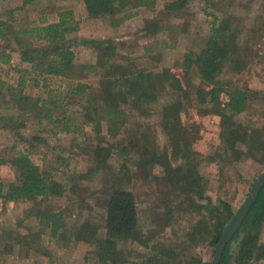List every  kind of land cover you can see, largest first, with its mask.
Masks as SVG:
<instances>
[{
    "label": "trees",
    "instance_id": "obj_1",
    "mask_svg": "<svg viewBox=\"0 0 264 264\" xmlns=\"http://www.w3.org/2000/svg\"><path fill=\"white\" fill-rule=\"evenodd\" d=\"M32 0H24L27 4ZM232 3V0H227ZM88 16L95 18L103 14L114 15L129 5L127 0H83ZM186 0H173L164 6L163 16H170L173 11H179ZM138 5L152 6V0H138ZM233 4V3H232ZM115 24L128 17L116 18ZM55 23L36 25L27 29L30 45L33 40L45 41L47 45L40 49L39 58L24 51L22 58L31 63V73L36 75H53L70 78V84L64 95L59 93L57 98L40 103L39 98H32L22 91L23 81L17 86L5 85L0 81V109H14L13 114L0 113V127L17 130L26 121L35 119V124L42 128L43 121L49 126V131L80 132L81 128L72 124V118L67 116L63 105L64 96H71L74 102L71 106L79 105L82 109L81 118L91 124L93 132L99 134L101 124L104 123L106 133L113 141L99 138L91 145L93 152V167L89 171L109 173L117 185L110 191L102 226V236L95 241L97 229L89 234L91 244H97L95 257L101 264H210L202 260L201 256L193 253L197 246H211L214 248L219 236L232 217L234 210L227 199L218 198L214 202L206 188L208 179L200 172L199 165L203 155L193 148L195 136L192 129L182 124L181 113L188 108L191 101V90L195 88L196 102L200 104L202 115L217 114L220 117L221 148L216 154L208 158L211 162L223 168L233 165L241 157L251 158L264 164V120L259 125L244 123L239 119L249 109L254 99L264 100V90H250L232 87L219 79V73L225 63L232 64L236 71H241L245 62L250 60L252 50L249 46L236 45L238 35L233 31L228 18H222L218 27L212 28V34L198 53L191 51L184 54V72L189 78L193 68L200 84L192 86L191 79L182 81L169 69L162 68L155 72L138 68L135 64L121 65L117 63L118 56L115 40L99 41L94 44L95 62L76 64L73 52L66 45V34L76 30L77 21L71 10H63L58 14ZM160 20L144 21L143 32L155 28L168 30L169 27L158 26ZM4 23L0 21V34ZM253 33V30H252ZM238 43V42H237ZM240 45V44H239ZM241 46V45H240ZM247 60V61H246ZM99 72L98 84L91 86L80 80L88 73ZM5 87L13 96L10 103L5 101ZM221 92L228 95L225 106H220ZM159 95H170L169 101L160 102V127L164 132L167 143L159 150L151 136V131L143 124L129 126L128 109L137 110L144 114L152 104H156ZM63 96V97H62ZM3 102L5 103L3 105ZM126 107V109H125ZM134 112V111H133ZM40 140L39 137H34ZM116 150L122 158L120 169H114L109 158ZM135 156L138 173L133 176L147 178L154 166L162 169L161 180L168 187V198L164 202L161 216L165 217V225H179L180 214H189L193 221L177 237L179 241L167 244L163 241L151 240L152 235L144 236L138 226L136 200L134 193L128 188L131 178L130 166L127 162ZM15 171L17 180L4 183L0 181V199L4 202L28 201L39 198H49L61 195L64 185L56 181L52 175L41 166L33 162L25 150L17 151L8 160ZM223 170V171H222ZM35 205V204H34ZM36 206V205H35ZM37 207V206H36ZM27 211V216H36L39 222L49 229L53 235L62 227L60 211L42 210L35 208ZM264 226V185L259 191L256 201L250 207L231 240L226 244L219 264H264V241L261 232ZM82 226L78 228L77 237H81ZM172 233H175L172 230ZM177 235V234H176ZM88 238V237H87ZM91 238V240H90ZM237 241L236 251H232V242ZM138 243L148 251L140 260L130 261L127 253L119 248L120 243ZM151 242V244H149ZM47 253V251H45Z\"/></svg>",
    "mask_w": 264,
    "mask_h": 264
},
{
    "label": "rangeland",
    "instance_id": "obj_2",
    "mask_svg": "<svg viewBox=\"0 0 264 264\" xmlns=\"http://www.w3.org/2000/svg\"><path fill=\"white\" fill-rule=\"evenodd\" d=\"M127 1L129 5L126 10L117 11L116 18L122 19L124 15L131 17L125 18L107 35L116 40L114 44L118 53L115 58L117 63L130 66L135 64L138 68L155 72L167 68L184 85L189 78L183 69L184 54L189 51L198 53L206 45L208 37L213 32L212 28L218 27L222 18H228L232 30L238 35L236 45L240 48L249 46L253 55L250 60H246L241 71H236L232 64L225 63L219 73V79L232 87L264 90V0H232L233 4L227 0H186L181 10L173 11L168 17L163 16L162 12L164 6L173 0H152L154 1L152 6L138 5V0ZM111 18L104 17L109 24L112 23ZM146 19L155 21L159 19V28L168 26L169 29H159L155 32L154 28L146 34L147 32L142 31ZM67 41L66 45L67 43L68 47L72 45L71 48L73 47V51L76 52L74 54L76 64H83L79 60L81 58L89 60V53L95 54L94 44L99 42L93 37H80L79 40L75 38L73 43L71 40ZM80 46L87 50L80 52ZM92 47L90 51L88 48ZM99 72L88 73L80 81L96 87ZM190 74L192 86H198L200 80L195 68ZM17 76L15 72L12 75L3 73V80L10 86H17ZM23 76V93L34 99L39 98V105L42 101L51 100L52 97L57 98L59 93L64 95L71 80L61 76L44 80L46 77L44 74L25 73ZM2 90L5 93V101L9 100L12 103L14 98L10 92L5 87ZM194 90L195 88L191 90L188 108L181 113L182 124L192 129L195 136L193 148L203 155L199 170L208 179L206 190L211 199L214 202L218 198L227 199L235 211L263 171L264 164L241 157L234 161L233 165L224 167L222 174L219 164L208 159L221 148L220 117L217 114L200 113V104L196 102ZM63 98L66 102L63 108L67 116L72 118L70 122L81 128L80 132H66L55 128L56 133H53L49 131L50 124L43 121L41 128L35 124L34 118L26 121L17 130L0 127L1 182L17 180L11 165L1 161L8 160L17 151L26 150L34 163L64 185L61 195L47 199L37 197L18 202H4L0 199V264H101L97 262L94 253L97 244H91V241L87 240L94 229L97 231L93 240L97 241L103 235L101 225L104 210L109 193L117 185V181H114L109 173L89 171L94 164L91 145L102 137L108 141L113 139L106 133L104 123L101 124L100 133L96 135L91 124L81 118L83 112L81 107L75 103L73 106L68 104L70 101L74 102L75 98L71 96ZM169 99L170 95H159L158 102L150 105L144 114H138L135 108L128 109L127 119L130 122L128 125L143 124L144 128L151 131L152 139L159 150L166 145L167 138L159 124L161 106L158 104ZM227 101L228 95L221 92L220 106H225ZM13 112L14 109H0V113H4L5 116ZM239 119L244 123L259 125L261 120H264V100H252L248 111L241 114ZM34 137H39L40 140H35ZM130 156L132 160L127 164L133 176L140 168L137 167L135 156ZM122 161L116 150H113L109 158L113 168L119 170ZM161 174V167L154 166L147 178L133 176L128 188L135 195L138 226L144 236L152 235V241L160 240L171 245L180 240L177 237L182 235L184 228L194 218L189 214H180L179 225L164 224L166 220L161 213L164 202L170 195L166 184L154 178ZM35 208L60 211L62 227L52 235L36 216L26 215L31 209L36 211ZM81 226L83 235L79 238L77 232ZM172 230L175 233H172ZM261 240L264 241V226ZM237 245V241L232 242V251H236ZM119 248L124 253L128 252L126 256L130 261L140 260L148 251L142 245L131 242L120 243ZM191 250L200 255L203 261L211 264L214 248L200 245Z\"/></svg>",
    "mask_w": 264,
    "mask_h": 264
},
{
    "label": "crops",
    "instance_id": "obj_3",
    "mask_svg": "<svg viewBox=\"0 0 264 264\" xmlns=\"http://www.w3.org/2000/svg\"><path fill=\"white\" fill-rule=\"evenodd\" d=\"M23 2L24 0H0V21L4 23L2 34H0V81L4 82L6 86L8 84L3 80V73L4 75H12L15 72L18 75V82L23 80L25 73H31V63L22 58L23 52L28 51L31 56L39 58L40 49L47 45L45 41L39 40L31 41L28 46L24 45L27 41H30L29 33L26 32L30 27L55 23L59 20L58 14L61 11L71 10L73 18L77 20L78 24L76 30L66 34L67 40H71V43H73L75 38L79 40L80 37H93L99 41L106 42L115 40L112 36L107 35L123 21L115 24L114 18L117 12L114 15L103 14L100 17L90 18L83 0H32L25 5ZM125 10L126 8L122 11ZM109 16L112 17V23L110 24L104 19V17L108 18ZM71 46H69V49L74 55L76 52L73 51ZM80 47L79 51L82 53L87 50L83 46ZM88 49L92 51L93 47ZM94 55L89 53V60H83L82 58L79 60L83 64L94 63ZM76 60L75 57L73 61L75 62ZM59 77L46 75L43 79L48 80Z\"/></svg>",
    "mask_w": 264,
    "mask_h": 264
},
{
    "label": "water",
    "instance_id": "obj_4",
    "mask_svg": "<svg viewBox=\"0 0 264 264\" xmlns=\"http://www.w3.org/2000/svg\"><path fill=\"white\" fill-rule=\"evenodd\" d=\"M264 185V169L259 174V176L255 179L253 184L250 187V190L243 200V202L240 204V206L234 211L232 217L227 222L225 227L223 228L219 239L214 246V253L211 260V264H219L222 252L226 246V244L231 240L232 236L236 232V230L239 228L242 220L248 213L250 207L252 204L256 201L259 191Z\"/></svg>",
    "mask_w": 264,
    "mask_h": 264
}]
</instances>
